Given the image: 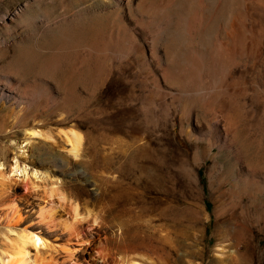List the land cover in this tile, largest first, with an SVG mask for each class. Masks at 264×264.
<instances>
[{
  "label": "bare ground",
  "instance_id": "1",
  "mask_svg": "<svg viewBox=\"0 0 264 264\" xmlns=\"http://www.w3.org/2000/svg\"><path fill=\"white\" fill-rule=\"evenodd\" d=\"M46 3L15 2L17 12L0 28L6 37L23 29L25 37L16 44L32 37L15 58V76L0 75V110L24 116L43 102L58 108L62 126L57 132L76 156L85 124L70 117L68 109L81 96L77 84L82 81L96 112L87 118V131L123 133L127 156L103 158L109 176L94 194L77 183L70 201L57 194L70 215L60 221L67 236L58 247L37 230L22 229L0 249V264L37 259L38 264H65L83 248L72 244L86 245L82 252L95 248L88 251L91 264H113L119 254L127 256L128 264H147L149 255L164 259L165 244L151 221L164 228L166 215L185 202L198 223L206 202L213 203L201 182L193 149L198 144L230 163L237 184L264 192V0H71L55 13ZM40 33L50 35L46 38L52 43L51 56L44 53L51 57L46 62L39 60L45 44L38 40ZM8 51L0 45V62ZM62 67L59 78L52 74ZM124 68L128 75L121 73ZM41 69L55 79L53 84L35 81L38 72L32 70ZM158 117L170 119L171 126L167 122L159 131ZM17 170L25 175V164L15 161L12 171ZM7 182L0 170V184ZM97 204L99 213L92 209ZM54 213L50 202L39 204L38 221L52 226ZM15 215L16 223L21 214L16 210ZM232 226L234 242L242 245L239 253L246 258L258 246L249 248L245 228ZM99 229L105 230L102 238ZM261 253L264 264V247ZM244 258L236 263L251 264Z\"/></svg>",
  "mask_w": 264,
  "mask_h": 264
},
{
  "label": "rangeland",
  "instance_id": "2",
  "mask_svg": "<svg viewBox=\"0 0 264 264\" xmlns=\"http://www.w3.org/2000/svg\"><path fill=\"white\" fill-rule=\"evenodd\" d=\"M20 1L22 0H12L10 3L9 0H0V28L4 23L9 24L13 14L19 8V5L14 3H19ZM69 1L71 0H45L47 6L54 13L55 9L57 11V9L67 5ZM4 12L6 13L4 14ZM54 13L52 14L54 15ZM25 21L27 22L28 19L26 18ZM16 31L7 37L4 34L0 35V45L6 44L8 46V56L10 57L5 58V63L0 62V64L3 63L0 65V75H5V73L13 75V68L17 67L15 58L19 56L23 49H27L32 39L31 37L24 40L21 44H16L15 41L25 35L23 29ZM48 36L50 35L45 36L42 33L38 36V40L45 43L42 44L44 45L41 48L43 57L40 55V62L43 60V62H46V60L51 58L49 47L52 46V43L49 42V38H46ZM3 39H5V42H3ZM45 50L50 56H44ZM63 68L58 69V72L52 71L54 72L52 74H57L56 77L59 78L63 72L61 70H65ZM42 70L45 71L44 69L40 71L32 70L34 73L38 72L35 81L49 85L53 84L55 79L45 76ZM122 70V74H126L128 71L125 68ZM130 77L131 75L128 78L131 79L132 77ZM83 87L82 81L81 83L79 82V85L77 84V89H80L81 96H78L76 104L74 101L73 105L68 109L71 112L68 113L70 117L78 118L84 121L85 124L81 128V144L76 156H73L68 151L69 144L64 134L57 132L59 126H62L56 120L58 108L53 110L52 107L43 102L40 105H34L35 107L30 106L24 116H21L20 113H10L6 108L0 110V170L5 172L8 179L5 187L0 184V187H2L0 188V249H4V246L7 248L8 243L22 229L37 230L47 238L49 244L58 247L64 241L63 238L67 236L60 221L68 220L70 215L64 202L61 203L62 205L59 204L57 194L65 196V201L66 198L70 201L75 192L72 186L74 183L84 187L87 192L94 194L96 186L109 176L108 169L103 163V158L115 160L118 156V159L123 160L127 156L125 155L127 150L126 137L123 133L115 132V134L105 130H95L91 131V133L87 131L86 128L89 125L87 118L95 115L96 112L91 107V96L86 93ZM17 115L20 118H17ZM162 118L164 119V117H161V119H158L159 122H157L159 131L162 130L161 127H165L163 125L167 122L166 125L171 126L170 119L163 120ZM140 120L136 119L134 121L136 124L142 125ZM161 120L164 124L160 122ZM21 144L24 145V148L18 146ZM193 149L196 152V160H199L201 165L199 169L201 182L206 193H211L214 197L213 203L206 202V208L202 209L200 214L197 215L198 223H195L190 216L186 209L187 203L185 202L179 203L166 215L164 228L159 229L160 227L157 226L158 221L153 219L151 225L154 226L155 234H158L157 239L162 240L165 244V258L159 259L156 255H149L150 259L149 261L147 260V264H237L236 262L244 257L239 253L242 245L236 244L232 237L233 233L230 227L236 224L242 225L243 229L245 228L244 232L247 235L249 234V248L252 246L251 243L258 246L254 249L255 252L249 249V256L244 259L251 264H261L263 257L261 252H263L264 247V192L253 193L254 190H251V188L249 190L237 184L232 179L230 163L223 160V156H214L213 151L209 152L204 144H198ZM113 151L115 152L113 153ZM191 157V155L188 156L189 159ZM218 159H221L222 164H220ZM15 161L19 165L25 164V175L18 170L16 172L12 171ZM59 168H61V171ZM85 180L89 181V183L86 184ZM49 202L55 207L56 213H54V225L48 227L46 223L38 221L37 213L39 204L44 206L45 204L49 205ZM14 209L21 214V219L16 223L13 222L16 221ZM92 209L94 212L99 213L100 207L97 204ZM104 231V229L98 230L100 238H102ZM72 245L76 248L83 247L82 249L86 246L83 244ZM40 248V250H43L46 247ZM82 249L75 256V259L65 264H91L88 251H92L95 248H87L86 252H82ZM34 251L31 248L30 254ZM61 255L58 254V259L60 260H62ZM115 258L112 262L113 264H128L129 262L127 256L122 254L116 255ZM36 262H38V259L31 261L30 264H38Z\"/></svg>",
  "mask_w": 264,
  "mask_h": 264
}]
</instances>
